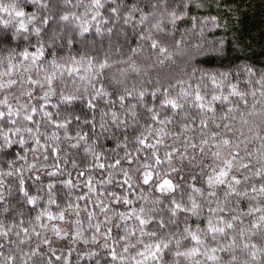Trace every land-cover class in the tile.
I'll use <instances>...</instances> for the list:
<instances>
[{
  "label": "clouds",
  "instance_id": "1",
  "mask_svg": "<svg viewBox=\"0 0 264 264\" xmlns=\"http://www.w3.org/2000/svg\"><path fill=\"white\" fill-rule=\"evenodd\" d=\"M0 264H264V0H0Z\"/></svg>",
  "mask_w": 264,
  "mask_h": 264
}]
</instances>
